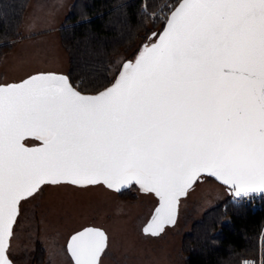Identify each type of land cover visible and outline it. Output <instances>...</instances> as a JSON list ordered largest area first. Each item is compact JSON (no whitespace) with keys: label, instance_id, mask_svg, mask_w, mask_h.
Masks as SVG:
<instances>
[{"label":"snow or ice","instance_id":"1","mask_svg":"<svg viewBox=\"0 0 264 264\" xmlns=\"http://www.w3.org/2000/svg\"><path fill=\"white\" fill-rule=\"evenodd\" d=\"M201 174L237 198L264 193V0H180L158 42L96 95L52 73L0 85V264L42 185H138L159 198L145 228L157 235ZM106 246L85 228L68 250L100 264Z\"/></svg>","mask_w":264,"mask_h":264},{"label":"rangeland","instance_id":"2","mask_svg":"<svg viewBox=\"0 0 264 264\" xmlns=\"http://www.w3.org/2000/svg\"><path fill=\"white\" fill-rule=\"evenodd\" d=\"M74 1L31 0L22 37L1 61L0 85L21 81L39 72H69L70 56L60 29ZM168 3L169 0L166 11L172 7ZM165 16L166 13H161L162 19ZM151 34L134 50L115 57L113 74L117 75L127 59L134 58L141 44L156 39ZM132 188L130 195L136 194L135 197L121 196L103 184L43 186L21 203L9 247L10 257L16 264H35L37 251L42 246L46 252L44 264H74L67 248L69 238L85 227L96 226L108 235V246L100 264H187L186 236L209 210L230 195L225 186L204 177L180 200L175 223L164 225L163 231L152 235L145 228L159 206V199L154 193L136 186Z\"/></svg>","mask_w":264,"mask_h":264},{"label":"trees","instance_id":"3","mask_svg":"<svg viewBox=\"0 0 264 264\" xmlns=\"http://www.w3.org/2000/svg\"><path fill=\"white\" fill-rule=\"evenodd\" d=\"M30 2L0 0V64L13 43L22 37ZM166 2L75 0L60 29L63 45L70 56L67 74L73 85L89 94L111 85L119 73L113 74L115 57L134 50L153 31L151 36H158L180 0H169L172 7L168 11ZM161 13H166L164 19ZM140 48L134 52V57ZM132 189L118 193L135 197L136 194L130 195ZM184 251L187 264H243L246 258H254L258 264L262 258L264 264V209L254 210L252 205L238 203L230 194L226 201L209 210L203 220L194 225L184 240ZM45 258L46 252L40 246L35 264H44Z\"/></svg>","mask_w":264,"mask_h":264},{"label":"water","instance_id":"4","mask_svg":"<svg viewBox=\"0 0 264 264\" xmlns=\"http://www.w3.org/2000/svg\"><path fill=\"white\" fill-rule=\"evenodd\" d=\"M169 16H170V15H169ZM163 30H164V28H163ZM163 30L161 31V33L163 32ZM158 37H159V35L156 37V39H155L154 41H152V42H150V43H145L144 45H142V47L140 48V50L138 51V53H137V55L134 57V59H131V60H128V61L124 62L123 66H124L126 63H128V62H134V61L137 59V57L139 56V54L143 51V48H144L146 45H151L152 43H156V42H158ZM123 66L121 67V69H120L118 75L116 76V78H115V80H114V82H113L112 84H114V83L116 82V80L118 79L120 73L123 71ZM48 73H52V74H56V75H63V76H65V77H67L68 80H69V82L72 84V86H73L77 91L81 92L80 90H78V89L73 85V83H72V81H71V79H70V76H69L67 73H58V72H39V73H35V74L30 75L29 77L25 78L24 80H21V81H18V82H12V83H9V84H19V83H21V82H23V81L29 79V78L32 77V76H36V75H39V74H48ZM112 84L109 85L108 87H111ZM3 85H5V84H3ZM103 90H104V89H103ZM103 90H101V91H103ZM99 92H100V91H99ZM81 94H84V95H96V94H98V92H97V93H93V94H89V93H83V92H81ZM30 139H34V140H36L35 138H32V137L27 138L26 141H25L27 147L34 148V147H40V146H42V142H41V141H38V140H37V141H38L37 143L29 144L27 141L30 140ZM204 177L212 178V179H214L215 181H217L218 183H220L221 185L225 186V185L222 184L220 181H218L215 177L209 176V175H207V174H201V175L195 180V182L190 186V188L186 191V193H185L184 195H182V196L179 197V199H178V201H177V204H176V215H175V220H176V216H177V214H178V207H179L180 200H181L183 197L187 196L188 193H189V191L192 190V189L194 188V186L197 184V182L200 181V180H202ZM43 186H45V185H42L41 188H42ZM128 187H129V186H128ZM225 187H226L227 190L229 191V194H233L229 186H225ZM125 188H127V187H125ZM125 188H124V189H125ZM122 190H123V189H122ZM142 191H143V190H142ZM38 192H39V191H38ZM35 194H36V193H35ZM35 194H34V195H35ZM257 194H264V193L255 192V193L251 194L250 196H252V195H257ZM29 198H30V197H29ZM27 199H28V198H27ZM158 199H159V198H158ZM21 203H22V201H21ZM21 203H20V205H19L18 216H19V214H20V210H21ZM18 216H17V219H18ZM17 219H16V222H17ZM151 220H152V219H151ZM16 222H15V224H16ZM15 224L13 225V231H14ZM85 228L100 229L101 231H103V232L105 233L106 237H107V246H108V235H107V233H106V231H105L104 229H102V228H100V227H96V226H88V227H85ZM85 228H84V229H85ZM84 229H82V230H80V231H83ZM80 231H78V232H80ZM76 233H77V232H75L74 234H72L71 237H72L73 235H75ZM12 236H13V235H12ZM71 237L69 238V241H68V244H67V248H68L69 242H70V240H71ZM11 239H12V237H11ZM11 239H10V245H11ZM107 246H106V249H107ZM68 252H69V250H68ZM104 252H105V251H104ZM7 254H8L10 260L12 261V264H16V263L12 260V258L10 257V255H9V250H8V253H7ZM69 254H70V252H69ZM103 254H104V253H102V255H103ZM102 255H101V257H102ZM70 256H71V254H70ZM71 258H72V256H71ZM72 259H73V258H72ZM100 260H101V259H100ZM73 261H74V260H73Z\"/></svg>","mask_w":264,"mask_h":264},{"label":"built area","instance_id":"5","mask_svg":"<svg viewBox=\"0 0 264 264\" xmlns=\"http://www.w3.org/2000/svg\"><path fill=\"white\" fill-rule=\"evenodd\" d=\"M233 199L238 203L252 205L254 210L264 209V194L252 195L244 199L237 198L233 194ZM243 264H258V262L254 258H246L243 260Z\"/></svg>","mask_w":264,"mask_h":264},{"label":"flooded vegetation","instance_id":"6","mask_svg":"<svg viewBox=\"0 0 264 264\" xmlns=\"http://www.w3.org/2000/svg\"><path fill=\"white\" fill-rule=\"evenodd\" d=\"M137 187L138 189H141L138 185H135V184H133V185H131V186H129V187H127V188H125V189H128V188H132V187ZM226 188V187H225ZM227 189V188H226ZM142 190V189H141Z\"/></svg>","mask_w":264,"mask_h":264},{"label":"crops","instance_id":"7","mask_svg":"<svg viewBox=\"0 0 264 264\" xmlns=\"http://www.w3.org/2000/svg\"><path fill=\"white\" fill-rule=\"evenodd\" d=\"M67 72H68V71H67ZM67 72H66V73H67Z\"/></svg>","mask_w":264,"mask_h":264}]
</instances>
